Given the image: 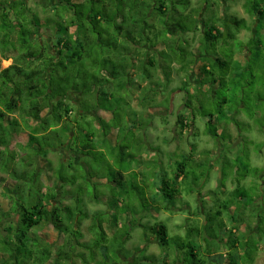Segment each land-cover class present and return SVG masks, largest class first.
<instances>
[{"label": "rangeland", "instance_id": "374dc122", "mask_svg": "<svg viewBox=\"0 0 264 264\" xmlns=\"http://www.w3.org/2000/svg\"><path fill=\"white\" fill-rule=\"evenodd\" d=\"M249 1L191 0L190 7L198 12V24L192 32L173 37L177 41L175 49L178 55L184 53L198 55V52L204 54L208 51L215 54L217 53L214 51L215 47L203 44L205 25L210 26L212 23L209 22L213 21L212 19L222 20L226 16L244 19L247 22L249 29L240 30L234 40H220L218 55L228 61L227 70L230 77L221 79L223 83L221 87L214 85L217 89L214 96L210 94L213 90L210 84H198L195 81L196 74H200L199 69L203 66L202 61L190 65L192 58L189 56L185 58L183 63L186 62L189 67L186 72H180L181 62L178 61L163 62L160 66L163 61L160 60V64L155 67L148 64L146 55L149 53L150 59L158 60L156 52L163 49L162 43L154 49L147 47V50L145 48L139 52V55L137 54L138 58L136 57L133 68L135 77H131V73H128L117 81L110 80V76L107 75L108 64L103 62L99 66L95 65V62L98 63L110 52L111 45L109 49L104 48V54L103 48L86 51V59L75 67L80 76L77 77L76 86L72 87L81 94L82 101L87 100L92 104V110L95 106L94 94L99 95L97 107L100 105L111 111L115 114V118L104 123V127L102 125L103 128L100 129H97L94 118L90 115L86 120L77 122L81 128L80 134L72 147L79 146L74 149H78L80 154L83 146L92 144L89 152L78 154L79 164L74 162L72 156H68L58 148L50 151L45 157L46 160L40 158V163L36 162V168H25V163L33 159V151L29 152L27 148L25 149L31 130L26 126V122H23L21 115H16L22 131L15 133L9 146V151L16 156V161L9 163L6 170L0 171V214L2 212L7 214V218H2L0 223V233L7 236L9 225L17 221V217L12 213V199L17 196L20 189L19 180L15 176L26 171L31 172L34 168L41 178L37 188H59V200H63L66 205L74 206L84 197L82 203L85 201V208L82 207V212H87L88 218L83 221L79 229L82 238L76 249L70 252L71 258L62 261V264H85L80 257L81 254L86 256L89 264H112V260L103 258L107 254L116 260L120 259L117 261L121 263L125 262L123 264L130 261L127 260L126 255L132 258L137 256L134 259L136 261L141 260L145 255L154 257L155 259L152 258L154 264H189L187 261L191 257L187 249L180 250L173 245L163 248L159 245L151 231V228L159 222L167 227L171 238L179 237L187 243L194 242L200 252L204 251L203 259L206 264H212L209 258L211 254L215 264H229L232 258L228 254L231 250L226 240L230 237L235 239L236 235L239 236L242 245L250 244L247 247L253 251L254 264H264V225H261V235L254 234L258 220L248 218L251 216L253 206L249 202L253 198L255 203L252 211L255 212V208L262 207L261 213H264V19L260 22L257 17L250 15L246 9ZM42 2L43 0H28L29 7L42 19L46 16L51 17L52 13L44 11L45 8L40 4ZM257 2L261 3V0ZM262 6L264 7V3ZM151 23L160 29L159 21L153 19ZM44 26L40 30V33L45 35L40 38L41 42L54 32L52 29L49 31L50 28L45 29ZM221 29L227 32L225 28ZM102 40L101 44L104 41L107 44L109 38L103 36ZM12 62V59L3 61L1 70L6 69ZM143 66L150 70V78H146L143 72L139 73L140 70L144 71ZM224 72L218 70L215 76L219 77ZM155 82H160L162 86L160 94L157 92L156 84H153L155 88L153 90L152 83ZM130 83H132L131 88L128 87ZM118 84H124L126 87L121 90ZM89 89L91 94L87 93ZM104 92L112 93L106 98L103 97ZM153 92L157 93L153 94ZM189 94L193 97V103L189 108L194 109L196 119L194 124H190L191 129L181 132L178 115L192 118V111L186 106ZM224 101L227 103L223 104ZM202 111L205 112L204 114L214 115V118L220 117L221 121L215 122L218 137L211 135L207 122L209 117H204ZM230 117H235L236 123ZM28 120L30 126L37 127L33 120ZM10 121L12 120L5 123L8 124ZM54 133L47 136L45 141L51 139L49 145L63 147L66 141H62L65 138H62V131ZM89 133L95 136L91 142L86 140V135ZM58 134H61V137L57 136ZM40 144L43 147L47 146L43 138H40ZM125 144L127 146H123ZM122 146L128 148L122 151L120 150ZM23 159L26 162L22 163ZM226 161L232 163L234 169L227 167L226 178L222 184ZM180 164L184 165L188 178L185 182L179 183L181 196L175 206L164 202L166 206L164 210L160 212L152 210L148 213L146 210H150L153 200L158 199L155 197L158 194L156 185L161 182L162 175L167 174L172 177ZM238 169L241 170L240 173ZM61 174L68 180V184L60 190L59 185L62 182L58 180V176ZM238 176L242 178L239 180L241 186L246 188L243 205L251 206L243 207L239 221L245 220V222L232 220L231 216L235 208L223 214L221 218H216L214 213L219 204L217 201L223 202L224 198L232 194L237 187ZM258 188L262 192H259ZM65 196L66 198L63 199ZM41 199L42 196H39L37 201L40 202ZM117 216L120 219L121 229L116 226ZM107 217L109 221L106 222ZM94 218L96 221L107 223L105 230L109 239L118 232L119 234L108 241L106 246L102 245L98 249L99 252H96L91 259L90 250L86 247L93 246L94 234L91 226L93 222L95 223ZM209 219L210 221L213 219L215 224L213 229L220 245L212 242L210 236L204 232L205 224ZM222 221L224 228L220 225ZM249 225L253 229L250 236L254 235L246 240ZM234 228L237 229V233L232 236L230 231L235 232ZM196 229L201 231L199 238L192 237L188 240L189 232ZM126 233L130 234L127 240ZM32 236L40 242L51 245L53 251L65 247L68 241V237L59 234L53 226L47 224L33 230ZM202 237L210 240L209 243H214V247L209 249L206 244L203 246ZM253 246L257 248L259 246L258 252L253 250ZM136 248L141 251L136 253ZM239 255L238 251L234 256L239 259ZM55 258L56 254L48 264H54ZM237 263L243 264L241 260Z\"/></svg>", "mask_w": 264, "mask_h": 264}, {"label": "trees", "instance_id": "16d2710c", "mask_svg": "<svg viewBox=\"0 0 264 264\" xmlns=\"http://www.w3.org/2000/svg\"><path fill=\"white\" fill-rule=\"evenodd\" d=\"M257 1L250 0L247 2L246 9L250 15L257 17V20L262 22L264 19V7L262 6L264 0H261V3ZM40 4L45 8L44 11L52 13L51 17L46 16V18L42 19L38 13L29 7L28 0H0V171L6 170L9 163L16 161V156L9 151V146L14 139L15 133L22 131L18 119L15 117L16 115H21L23 122H26V126L31 130L25 149L27 148L29 152L33 151V159L27 162L25 159L22 160V163H24L23 161L26 162L25 168H36V162L40 163V158L41 160H46L45 157L48 153L58 148L64 149V151L72 155L74 162L79 164L77 163L79 155L82 152H89L90 148H92V144H87L82 147L83 150L79 154L78 149H74L75 147L79 148V146L72 147V144H75L76 139L79 138V135L72 137V133H74L72 126L77 125L78 129L81 128L75 119V109L67 103L70 92H76L75 87L72 86H76L77 77L80 76L75 67L86 59V51H95L97 48H103L104 54V48L107 47L109 49V46H112V49L109 50L110 52L103 56L98 63L95 62V65L99 66L103 62L108 64L107 75L110 76V80L113 79L114 81L120 80L125 74H128L129 70L134 68L140 51L142 52L145 48L147 50V47L154 49L158 47L159 43H162L163 49L156 52L158 60L150 59L149 53L146 55L148 64L151 67L160 64V60H163L160 66H162L163 62L174 63L178 61L181 62L180 72H186L189 67L186 62L183 63L185 58H188V56L192 58L190 65L200 60L198 55L193 53L190 55L187 53L178 55L175 49L177 41L173 38L177 35L192 32L198 24V12L190 7L191 0H43ZM153 19L159 21L160 29H157L151 23ZM212 20L209 22L212 23L210 26L205 25L204 27L203 44L204 46L215 47L214 51L217 53L212 54L208 50L204 54L200 52L203 66L199 69V76L201 78L204 77L201 83L212 86L211 89L213 90L210 94L214 96L217 92L215 86L219 85L221 87L223 85L221 79L230 77L229 70H227L228 61L218 55L217 50L220 40H234L240 30L243 28L249 29V26L244 19H237L233 16H226L222 20L215 18ZM43 25H45V29L50 28L48 30L51 31L52 29L54 32L52 33L53 35L46 37V40L43 39L41 42L40 38L45 36L40 33ZM50 26H53V28ZM222 27L227 32L223 31ZM103 36L109 38L107 44L105 41L103 44L100 43L103 41ZM10 59L13 60V63L6 69L1 70V63ZM143 68L144 71L140 70L139 73L143 72L146 78H150V70L146 66H143ZM218 70L226 72L216 77L215 72ZM153 84L157 85V92L160 94L162 92L160 82L152 83V86ZM118 87L124 90L126 86L118 84ZM90 91L89 89L87 93L91 94ZM157 92H153V94ZM109 96L111 94L104 92L103 97L108 98ZM94 97V108H97L96 103L99 104V95L94 94ZM192 103L193 97L189 94L186 106L187 109L192 111V118H188L187 115H178L181 132L191 129L192 125L190 124L195 123L196 114L194 109L189 108ZM225 103L227 102L224 101L223 104ZM240 108L239 106L238 109ZM90 109H92L91 106L83 108L84 112L87 113L90 112ZM46 110L47 112H45ZM204 113V111L201 112L204 117H209L207 122L210 126L211 135L218 137L219 134L215 122L217 120L221 121L220 117L214 118V115ZM234 118L230 117L236 123ZM28 119L33 120L37 127L30 126ZM8 120L12 121L6 124L5 122ZM104 123L106 122L102 120L99 123L101 128L104 127ZM188 125L190 128H188ZM28 128L26 129L29 130ZM57 131H62V138L65 137L62 140L63 142L66 141L63 147L62 145L52 147L49 145L51 139L45 141L47 136L54 132H56L54 134H57ZM57 136L61 137V134ZM86 137V140L91 142L94 135L89 133ZM227 137L230 138L231 136ZM40 138L44 139L47 146L43 147L40 144ZM120 150L124 151V148L121 147ZM21 166L24 167L23 165ZM227 167L234 169L232 163L225 162L222 184L226 178ZM240 172L241 170H239ZM15 177L19 180L20 189L17 196L12 199V213L17 217V221L9 225V234L7 236L0 233V264H48L55 254L54 264H62V261L71 258L70 252L76 249L82 238L79 229L82 227L83 221L88 218L87 212H82V207L85 208V201L82 203L84 197L77 201L74 206L66 205L63 200H59V188H37L41 178L34 168L31 172L26 171ZM187 178L188 175L185 173L183 164H180L172 177L163 174L161 182L156 185L158 194L155 197L158 199L153 200L150 210L147 209L146 211L148 213L152 210L160 212L166 207L163 204L164 202L175 206L177 199L181 196L179 183L185 182ZM237 178V187L232 194L224 198L223 202L217 201L219 204L214 213L216 218H221L223 214L235 208L231 217L232 220L239 221L242 210L245 207H251L243 205L246 188H243L239 182L242 178L240 176ZM58 180L62 182V184L60 183L61 186L59 185L60 190L64 188L65 184H68V180L62 174L58 176ZM258 190L259 192L261 191L259 188ZM39 196H42L40 202L37 201ZM65 198L66 196L63 197V199ZM249 203H252V207H254L255 199L253 198ZM252 207L251 216L248 218L258 220L256 221L254 234L259 233L261 235L260 229L261 225H264V213H261L262 207L260 209L255 208V212L252 211ZM5 217L7 218V214L2 212L0 214V223H2V218ZM115 219L117 220L116 226L119 227L120 219L118 216ZM107 220L109 221L108 217L106 222ZM106 222L96 221L95 219V223H92L93 246L86 247L90 250L91 259H93L96 252H99L98 249L102 245L106 246L108 241H111L119 234L118 232L112 239H109L105 230ZM239 222H245V220ZM44 224L53 226L59 234L68 237L65 247L53 251L51 245L40 242L32 236L33 230ZM214 225L213 219L211 221L209 219L205 224L204 232L210 236L212 242L220 245L219 238L215 235L216 233L213 229ZM220 225L223 228L225 226L223 221ZM119 228L121 229L122 227ZM250 229L249 225V234L246 240L254 235L251 234L252 236H250V233L253 232V229ZM234 230L235 232L230 231L232 236L237 233V229L234 228ZM151 231L163 248L173 245L174 248L177 247L180 250L187 249L191 257L187 261L189 264H206L203 259L205 257L204 251L203 253L202 251L200 252L191 242L187 243V241L179 237L171 238L167 232V227L163 223H157L151 228ZM200 234L201 231L198 229L191 230L188 234V240L192 237L199 238ZM127 236L130 237V234H125L126 240ZM236 236L235 239L230 237V239L226 240L227 246L233 251L228 253L232 258L230 264H238V260H241L244 264H253L255 256L253 257V251L247 247L250 244L245 243V245H242L239 241V236ZM202 241L203 246L206 244L209 249L214 247V243H209L208 241L210 240L206 239V237H202ZM241 249L245 251L244 254H240L239 259H235V252ZM258 249L259 246L258 248L253 246L255 252H258ZM135 251L138 253L141 249L136 248ZM80 257L85 264H89L84 254H81ZM126 257L131 264H154L152 262L154 257L147 255L137 261L134 260L137 256L132 258L126 255ZM103 258L112 260V264L125 263L117 261L120 259L117 258L116 260L113 256L109 257L108 254L104 255ZM129 263L126 262V264Z\"/></svg>", "mask_w": 264, "mask_h": 264}, {"label": "crops", "instance_id": "0c3cea01", "mask_svg": "<svg viewBox=\"0 0 264 264\" xmlns=\"http://www.w3.org/2000/svg\"><path fill=\"white\" fill-rule=\"evenodd\" d=\"M162 50V49H161ZM199 54H198V58L200 59L199 61H201V53L200 52H198ZM13 63V62H12ZM11 63V64H12ZM10 66V65H9ZM8 66V67H9ZM131 70H133V69H131ZM131 70H129V72L128 73H131L130 74V76L131 77H135L136 75H135V73L133 72V71H131ZM197 75V74H196ZM196 79L197 80H195L198 84L199 83H201V80L202 79H204V77H200L199 75L198 76H196ZM129 86L128 87H130L131 88V83L130 84H128ZM127 87V88H128ZM96 89H98V88H96ZM114 92V91H113ZM112 92H109V94H111ZM134 96L135 97H137V95L136 94H134ZM83 102H85L84 104H83ZM67 103L71 106V107H73L74 109H75V119H76V121H78V122H80V121H83V120H86V118H87V116H92L93 118H94V124L96 125V127H97V129H100L101 128V124H99L100 122H101V120L102 121H104V122H106V123H108V122H110V121H112L114 118H115V114L114 113H111V111H108V110H106V108H102L101 106H99V107H97V108H94L93 110L92 109H90L89 111V113H87V112H84V110H83V108H86V107H89V106H91L92 104L91 103H89V101H87V100H84V101H82V97H81V94H79L78 92H70V94H69V96H68V101H67ZM141 106V105H140ZM139 106V107H140ZM95 107V106H94ZM147 108V107H146ZM243 108V107H242ZM45 112H47V110L45 111ZM44 112V113H45ZM73 128H72V130L74 131V133H72L73 134V138L74 137H76V136H78L79 135V133H80V129H78L77 128V125H73L72 126ZM75 131H76V133H75ZM77 131H78V133H77ZM95 138V136L93 137V139ZM123 142H125V141H123ZM123 146H127L126 144L125 145H123ZM122 146V147H123ZM124 149H127L128 147H123ZM62 152H65L68 156H72V155H70V154H68L66 151H64V149H62ZM73 157V156H72ZM156 164H157V161L155 162ZM191 243H192V245H195V243L194 242H192L191 241ZM199 251H200V249H198ZM241 251V252H240ZM244 250L243 249H241V250H239V253L240 254H244ZM227 254V253H226ZM212 255V254H211ZM211 255L209 256V258H210V261H211V263L212 264H215L214 263V260H212V259H214V258H211ZM236 259V258H235ZM230 264V263H229ZM239 264V263H238ZM244 264V263H243ZM254 264V263H253Z\"/></svg>", "mask_w": 264, "mask_h": 264}]
</instances>
